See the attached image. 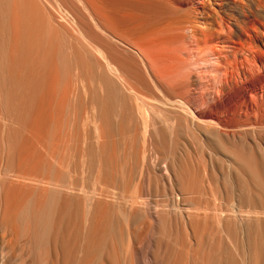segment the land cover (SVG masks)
<instances>
[{
	"label": "bare ground",
	"instance_id": "6f19581e",
	"mask_svg": "<svg viewBox=\"0 0 264 264\" xmlns=\"http://www.w3.org/2000/svg\"><path fill=\"white\" fill-rule=\"evenodd\" d=\"M42 2L52 6V18L44 16ZM65 3L0 0V240L11 237L23 244L27 255L20 264H57L65 257L68 200L86 204L88 226L78 253L85 260L92 252L99 206L117 197L112 134L122 125L127 100L135 115L141 107L154 113L158 108L171 141H176L182 119L189 138L205 131L206 137L231 147L235 151L223 152L225 162L220 161L230 174L253 169L242 161L245 150L264 157V0H74L77 13ZM156 128L141 133L139 150L144 167L154 174ZM66 148L74 150L92 185H82L79 169L72 167L68 173L76 177L68 182ZM207 148L213 160L221 157L211 145ZM178 162L173 159L171 164L175 176ZM202 163L201 179L213 183L208 165ZM143 199L137 193L122 196L120 202L134 209ZM48 253L52 258L45 260ZM97 253L109 261L105 245ZM2 258L0 264H15Z\"/></svg>",
	"mask_w": 264,
	"mask_h": 264
},
{
	"label": "rangeland",
	"instance_id": "374dc122",
	"mask_svg": "<svg viewBox=\"0 0 264 264\" xmlns=\"http://www.w3.org/2000/svg\"><path fill=\"white\" fill-rule=\"evenodd\" d=\"M65 1V6L69 7L68 9H70V11L72 10L77 13L74 0ZM42 3L45 6L42 5ZM42 3L41 8L43 10L44 16H46L47 19L50 17L52 18V6L49 4L51 6L50 7L44 2ZM45 9H48V11ZM70 32H73L71 28ZM70 36H72V34ZM139 91L143 94L145 92L149 93L148 90ZM127 104L128 106L126 110H124V119L122 121V125L115 126L112 134L114 143L116 145V164L113 168L114 172L112 177H114V182L112 183V187L114 188L115 192H117V197L116 199L107 198L105 199L106 201L103 200L100 204L97 212V223L93 227L91 233L92 237L90 239V248L92 252L86 257L85 260H81L83 255L81 256V253H78V251L82 242L84 241V228L88 226L85 217V212L87 209L86 204H84V201L81 199L65 201V257H62V259H60L57 264H78L79 261V264H125L126 262V264H264V157L260 155L257 150H254L253 152L245 150V152H243L244 154H242V161L247 165L249 164L254 166L253 169L244 168L237 175L230 174L227 167H225L227 165L221 166V164L222 162H225L223 152L226 151L227 153H232L235 151L231 147L227 146L224 148L209 134L208 135L210 137H206L207 133L205 131L203 134L206 133V135H200L195 132L190 134V136L194 139L191 137L189 138L184 132L185 125L183 124L184 122H181L184 121L182 119L180 121V127L178 128V137L176 141H171L168 135L169 132L167 131L168 124L166 125V128L163 124L164 122L160 120L158 108L156 109L158 113L156 110L154 113V110L152 111L150 109V111L153 112V114H151L150 111H147L146 107V109L141 107L138 109L137 115H135L136 111H134L135 109H133L129 100H127ZM158 107L159 109L164 110V106L160 105ZM66 119L69 120L70 118L68 117ZM72 119L73 117L71 120ZM154 125H156L157 128L156 132L154 133L153 140V158L155 164H157L158 167V172L155 174L152 168L149 169L147 166L146 168L144 167V163L139 157V150L140 146L142 145L141 133L143 131L152 132ZM119 127L122 128L124 132L121 129L119 130ZM251 137L253 136L250 135V138ZM261 138L264 142V133L261 134ZM189 139H192L193 141ZM194 141H196L195 146L194 143H192ZM209 145H211L221 157H214L213 160L207 148ZM182 151L185 153V155ZM249 152L250 154H248ZM61 157L63 156H60V158ZM171 159L176 160V162L179 161L178 165L180 166V171L177 176H175L171 170ZM200 160H203L202 162H205L204 164H206V166L208 165L207 167L210 174L209 177L212 179L213 183H207V181H203L201 179L198 167L203 163ZM190 161L192 162L190 163ZM212 165L214 166L213 168H211ZM71 167L79 169V173L81 175H77V177L80 179L82 185H92L93 180L91 177H89L87 173L84 174L85 177L83 176L84 170L82 168V163L74 157V150L71 148H66L65 174H67L69 183L74 177H76V173H68L70 172ZM188 172L189 174H187ZM70 174L71 177L69 176ZM211 174L213 176H211ZM164 175L165 178L167 177V180L164 178ZM82 176L84 178V182L81 179ZM140 177L143 178L141 179ZM168 179H170L169 181L171 183L168 181ZM226 179L229 182H226ZM156 180L159 181L155 182ZM191 181L194 184L193 186ZM236 181L238 183H236ZM239 184L243 187H241ZM163 186H165V189ZM178 186L179 188L177 190H180L179 192L176 190ZM183 188H185V190ZM171 189L173 192H171ZM210 189H212V191ZM137 193H139L140 197L144 198V204L142 206L130 209L125 203H122V196H131L132 194L135 196ZM222 199L224 200L221 201ZM120 200L122 202H120ZM151 203H154L155 205ZM164 204H168V206L170 205L171 207L166 205L167 207L165 209L163 208L165 207ZM178 206L183 208V212ZM175 209L177 210L175 211ZM188 209H190V211L187 212L186 210ZM218 211L219 215L217 213ZM239 213L242 215H239ZM183 214H186V217L183 216ZM233 214L237 218L234 217ZM221 226L224 227L222 228ZM129 238L131 240H129ZM4 240H0V245H5V247L0 246V258L3 257L2 259H4V261H11V263L15 264H20L26 259L27 254L23 244L18 241L14 242L13 238L11 237L10 239L7 237ZM3 241L4 243H2ZM11 243L13 245H11ZM104 245L111 252L108 262L104 260V257L99 256L97 253V251L102 249ZM126 249H128L129 252L127 255ZM41 252L43 251H39L40 254ZM44 258L45 260L48 258L51 259L52 255L48 253L47 256H44ZM153 258L154 260H152ZM154 261H156V263H154ZM39 264H46V262L43 261Z\"/></svg>",
	"mask_w": 264,
	"mask_h": 264
}]
</instances>
